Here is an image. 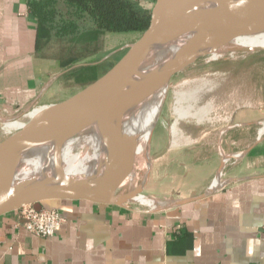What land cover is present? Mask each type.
<instances>
[{
    "label": "crops",
    "instance_id": "crops-1",
    "mask_svg": "<svg viewBox=\"0 0 264 264\" xmlns=\"http://www.w3.org/2000/svg\"><path fill=\"white\" fill-rule=\"evenodd\" d=\"M35 40L36 19L27 0H0L2 113L62 100L51 99L56 74L50 75V60L37 56ZM228 120L227 131L218 130L201 145L169 149L162 136L155 139V156L169 152L180 165L171 199L212 187L204 197L160 209L132 202L44 200L34 206L55 209L63 218L49 237L29 232L18 210L6 212L0 215V264H264V130L259 132L264 103L237 106ZM230 132L224 151L231 165L213 187L222 162L220 137ZM180 136L171 133L172 143ZM199 146L208 152L201 166L195 156Z\"/></svg>",
    "mask_w": 264,
    "mask_h": 264
},
{
    "label": "water",
    "instance_id": "water-1",
    "mask_svg": "<svg viewBox=\"0 0 264 264\" xmlns=\"http://www.w3.org/2000/svg\"><path fill=\"white\" fill-rule=\"evenodd\" d=\"M196 6L204 3L168 0L158 8L154 1L147 24L138 35L124 45L122 52L91 82L70 96L54 103L35 121L9 132L0 139V215L50 199H84L97 203L123 205L138 193L115 190L98 194L79 189L73 183H63L61 166L65 142L88 124L95 122L103 135L113 127L127 108V86L144 62L150 40L161 35L185 43L188 47L180 59L152 69L144 75L145 81L171 76L200 56L203 47L215 38L232 39L243 35L264 32V4L257 7L230 10H208L207 19L194 13ZM249 51L264 50L250 46ZM46 151L44 170L33 187L15 194L22 178L18 171L33 150ZM103 152V151H102ZM103 155V154H102ZM105 161L100 157L98 173H104ZM220 170V168H219ZM212 187L200 194L173 200V205L204 197Z\"/></svg>",
    "mask_w": 264,
    "mask_h": 264
},
{
    "label": "bare ground",
    "instance_id": "bare-ground-1",
    "mask_svg": "<svg viewBox=\"0 0 264 264\" xmlns=\"http://www.w3.org/2000/svg\"><path fill=\"white\" fill-rule=\"evenodd\" d=\"M167 1L157 0L158 8ZM180 1L204 3L205 6H196L194 9V13L203 19L208 18L207 15L210 12L208 10L242 9L264 4V0H176V2ZM250 46L264 47V32L238 36L230 40L215 38L203 47L200 56L205 57L206 61L225 55L234 56L238 52H250L248 49ZM187 47L185 43L165 36L154 35L151 38L144 62L136 71V78L130 79L128 83L127 108L117 123L113 127H108L102 135L96 123L92 122L65 142L61 166L63 183L70 182L81 190L98 194L112 193L116 189L126 193L133 189L132 184L137 176V166L149 158L151 132L164 96H166L170 78V76H162L147 82L143 77L152 69L180 59ZM207 82L204 80L202 85ZM174 93L178 105L174 110L178 118L191 115L197 119H205V113L208 112L205 106L194 109L190 103L196 98L195 90L184 94L182 90L176 89ZM181 100L186 101V106H180ZM48 107L44 105L34 107L25 113V116L37 119ZM0 119L6 131L26 125L25 122L19 120ZM171 133L174 136L178 134L175 124L171 126ZM100 157H103L105 161L102 175L98 173ZM45 159L46 151L43 148H37L31 152L30 157L24 161L18 171V176L22 180L15 194L33 187L44 170ZM2 172L4 169L0 170V175ZM142 172L144 174L145 170ZM126 178L128 180L125 183L118 184L119 180ZM220 182L219 175H217L210 185L218 187ZM127 202H134L150 209H160L171 205L173 200L156 199L136 193Z\"/></svg>",
    "mask_w": 264,
    "mask_h": 264
},
{
    "label": "rangeland",
    "instance_id": "rangeland-1",
    "mask_svg": "<svg viewBox=\"0 0 264 264\" xmlns=\"http://www.w3.org/2000/svg\"><path fill=\"white\" fill-rule=\"evenodd\" d=\"M153 3L146 1L145 4L147 7H152ZM137 35L138 31L129 33H104L99 38L100 47L97 55L83 62L75 63L70 68L80 64H97L100 75L122 52L123 46L130 43ZM56 52L57 46L53 41L45 45L41 51L37 52L38 57L51 61L50 75L56 74V78L50 86L52 100L64 99L84 86L74 82L73 78L70 79L64 75L69 68L60 67L57 60L53 58ZM204 80L208 82L202 85ZM176 89L182 90L184 94L186 92L196 91V98L190 103L194 109L205 106V109L208 111L205 113V119H197L191 115H186L181 118L177 117L174 110L178 106L174 93ZM165 95L151 132L149 158L137 166V176L134 179L132 187L133 189H138V195L170 200V185L176 184L180 180L178 177L180 170L177 172V168L180 165L177 164L176 156L171 159L169 152L164 158L155 156V139L162 136L163 143L169 149L181 143L182 145H201L203 141L212 139L213 133H218V130H228L225 126L228 124L229 116L235 107L247 103L260 105L264 103V50L248 53L238 52L234 56L225 55L221 58L210 59L208 61L205 60V57L199 56L170 76L169 86ZM37 106L40 105L32 103L19 111L13 110L11 113H2L0 111V118H9L25 123L27 121H35L36 119L34 118H27L25 113ZM180 106H186V101L181 100ZM173 124L177 127V133L184 134V136L178 137L174 141V144L171 138V126ZM262 125H259V132L261 129L263 132L264 124ZM14 130L6 131L3 126V121L0 119V139ZM210 132L211 137H206ZM230 134L231 132L221 136L220 141L218 138L219 143L222 145L220 146L219 144L218 156L222 162L220 170L217 171L213 178L219 175L222 179V173L231 165V161L227 155L229 153L224 151L225 139L229 141L227 137ZM162 145L161 143L159 144L161 149L163 147ZM196 151L195 156L200 159L198 165L201 166L203 158L207 156L208 152H203L201 146L196 148ZM144 170L145 172L143 174L142 171ZM157 170L159 175L155 174ZM121 180H119L118 184L125 183L128 178ZM132 204L143 207L134 202Z\"/></svg>",
    "mask_w": 264,
    "mask_h": 264
},
{
    "label": "trees",
    "instance_id": "trees-1",
    "mask_svg": "<svg viewBox=\"0 0 264 264\" xmlns=\"http://www.w3.org/2000/svg\"><path fill=\"white\" fill-rule=\"evenodd\" d=\"M146 1L155 0H27L36 19L35 50L53 41L57 46L53 58L69 68L64 75L85 85L98 77V65L70 67L95 57L104 33L142 29L151 10Z\"/></svg>",
    "mask_w": 264,
    "mask_h": 264
},
{
    "label": "built area",
    "instance_id": "built-area-1",
    "mask_svg": "<svg viewBox=\"0 0 264 264\" xmlns=\"http://www.w3.org/2000/svg\"><path fill=\"white\" fill-rule=\"evenodd\" d=\"M17 210L20 217L24 219L23 226L32 234L40 237L53 235L63 221L55 209L36 208L34 204H26Z\"/></svg>",
    "mask_w": 264,
    "mask_h": 264
}]
</instances>
